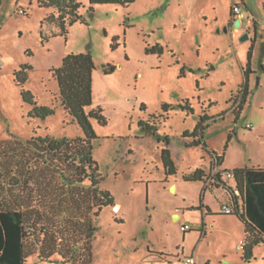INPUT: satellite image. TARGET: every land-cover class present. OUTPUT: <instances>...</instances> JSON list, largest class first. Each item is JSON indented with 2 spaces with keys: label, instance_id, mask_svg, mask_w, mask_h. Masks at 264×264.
Returning a JSON list of instances; mask_svg holds the SVG:
<instances>
[{
  "label": "rangeland",
  "instance_id": "1",
  "mask_svg": "<svg viewBox=\"0 0 264 264\" xmlns=\"http://www.w3.org/2000/svg\"><path fill=\"white\" fill-rule=\"evenodd\" d=\"M77 1L81 18L62 34L55 18L44 20L52 8L39 7L36 0H1L0 140L83 136L61 105L51 69L69 53L90 51L95 69L92 104L86 109L100 107L107 118L106 125L91 119L97 135L93 156L101 187L118 205L117 210L103 208L94 219L92 264H264V244L243 262V224L221 209L230 204L225 184L210 181L220 170L223 181L234 186L226 171L243 165L264 168V0H134L93 9L89 0ZM236 2L248 19L235 27L230 10ZM245 32L249 38L241 40ZM156 44L163 46L161 53L148 51ZM252 44L254 73L241 103L238 92ZM22 64L33 67L22 88L38 106L54 110L45 119L28 117L32 105L22 100L14 77ZM163 104L173 108L164 111ZM202 114L210 117L204 140L220 163L201 146L184 143L192 137L184 139L183 132L192 131ZM141 119L155 125L160 139L138 125ZM164 135L180 174H188V167L213 165L205 170V183L180 177L171 185L163 181V170L154 162L165 146ZM4 174L0 197L10 200L19 190L10 186L14 170ZM201 201L212 209L208 216ZM175 208L185 215V235ZM57 260L34 254L25 264Z\"/></svg>",
  "mask_w": 264,
  "mask_h": 264
},
{
  "label": "trees",
  "instance_id": "2",
  "mask_svg": "<svg viewBox=\"0 0 264 264\" xmlns=\"http://www.w3.org/2000/svg\"><path fill=\"white\" fill-rule=\"evenodd\" d=\"M36 2L39 7L52 8L44 20L55 18L62 34H66L68 26L81 18L79 9L82 4L77 0ZM132 2L134 0H89V5L93 9L96 4L127 6ZM40 35L43 37L42 30ZM252 48L253 44L243 67L244 87L238 92L241 103L247 95L249 75L254 73L251 67ZM162 50L160 44L148 49L158 53ZM32 68L30 64L20 65L14 71L15 81L21 88L22 100L32 105L28 117L45 119L54 110L38 106L32 93L22 88ZM94 69L90 51L69 53L58 67L51 69L58 85L61 105L78 123L83 136L38 135L26 141L10 136L0 140V184L4 172L9 174L14 170V174L9 175L10 186L19 190L12 192L10 200L0 197V264H25L26 259L34 254L39 259L56 256L59 259L57 264H92V239L97 230L94 219L103 208L115 204L112 193L101 187L103 177L93 156L92 141L97 135L91 119L100 125L107 124L102 108L86 109L92 104ZM169 107L173 108L170 104L162 105L164 111ZM181 108L186 109V106ZM141 109H146V106L142 104ZM209 118L207 114L200 115L194 129L185 130L183 137H192L186 145L201 146L220 163L222 158L210 151L204 140L206 120ZM138 125L160 139L153 123L141 119ZM162 139L165 146L161 149V159L165 174H176L177 168L168 147L170 138L164 135ZM231 172L235 188L224 183L220 170L214 174V179L225 184L233 205V210L224 214L236 215L243 224L242 259L247 263L253 257L254 247L264 243V168L243 165ZM206 178L202 168L183 175L185 181L205 183ZM117 221L123 222L121 219Z\"/></svg>",
  "mask_w": 264,
  "mask_h": 264
},
{
  "label": "crops",
  "instance_id": "3",
  "mask_svg": "<svg viewBox=\"0 0 264 264\" xmlns=\"http://www.w3.org/2000/svg\"><path fill=\"white\" fill-rule=\"evenodd\" d=\"M241 2H243V1H241ZM236 3H238V2H236ZM230 13H231V10H230ZM243 21L245 22V20L243 19ZM257 31V30H256ZM255 35H256V32H255V30H253V32H252V38H254L255 37ZM58 91H59V89H58ZM185 138H187V137H184V139ZM192 139V138H191ZM184 143L186 144V143H189V141H185L184 140ZM187 146V145H186ZM168 147H169V145H168ZM170 148V147H169ZM170 151H171V149H170ZM171 156H172V158H173V161H174V163H175V165H176V168L178 169V166H177V162H176V160H175V158L173 157V155H172V152H171ZM156 165H159L160 166V168L163 170V181L164 182H166V183H170V181L172 180V179H176L177 177H180V178H182L183 179V175L185 174V172H181V174L179 173V171L177 170V173L176 174H173V175H166L165 174V168H164V166H163V162H162V159H161V152H160V158H159V160H157L156 162H154ZM213 166V165H212ZM212 166L210 167H208L207 169L206 168H204V167H198V168H202V169H204V170H206L207 171V173H208V170H209V172L211 171V169H212ZM188 169V173H190V172H192V170H190L189 169V167L187 168ZM216 169V167H214L213 168V170H212V172L214 171ZM211 172V173H212ZM184 180V179H183ZM210 181H211V179H210ZM233 181V183H234V186L233 185H231V184H229L228 183V181H224V183L225 184H227V185H229V186H231L232 188H235V181L234 180H232ZM170 185H171V183H170ZM237 192V191H236ZM116 204V203H115ZM114 204V205H115ZM201 210H202V214H204L205 216H208L209 214V212H212V209H211V207L208 205V204H206L204 201H202V207H201ZM208 210V211H207ZM175 212H177V220H180L181 221V224H182V232H183V235H185V232H186V230H184L183 229V226H184V221H185V215L183 214V213H180L178 210H177V208H175V210L172 212V213H175ZM206 212H208V213H206ZM237 217V216H236ZM244 239V238H243ZM243 239H240V244H241V246H242V244H243ZM260 244H264V243H260ZM257 246V245H256ZM151 252H153V251H151ZM195 260V259H194Z\"/></svg>",
  "mask_w": 264,
  "mask_h": 264
},
{
  "label": "built area",
  "instance_id": "4",
  "mask_svg": "<svg viewBox=\"0 0 264 264\" xmlns=\"http://www.w3.org/2000/svg\"><path fill=\"white\" fill-rule=\"evenodd\" d=\"M231 13H232L235 17H237V18H242V19H247V18H248L247 15H245V14L242 13V7H241V4H240V3H235V4L232 6V8H231ZM240 21L242 22V20H240ZM226 176H227L228 178L232 177V172H231V171L226 172ZM213 179H214V178H211V181H214ZM221 209H222V211H224L225 213H228V212H231V211L233 210V205H231V204H223V205L221 206ZM187 228H188L187 225H184V226H183V229H187ZM187 259H188V261H190V262H194V261H195L193 257H190V258H187Z\"/></svg>",
  "mask_w": 264,
  "mask_h": 264
},
{
  "label": "water",
  "instance_id": "5",
  "mask_svg": "<svg viewBox=\"0 0 264 264\" xmlns=\"http://www.w3.org/2000/svg\"><path fill=\"white\" fill-rule=\"evenodd\" d=\"M233 22H234V26L236 27V26H239L241 21L240 20H233ZM225 30H227V28H225ZM248 38H249V32H245L241 36V40H246ZM175 215H176L175 217L177 218V214H175Z\"/></svg>",
  "mask_w": 264,
  "mask_h": 264
},
{
  "label": "flooded vegetation",
  "instance_id": "6",
  "mask_svg": "<svg viewBox=\"0 0 264 264\" xmlns=\"http://www.w3.org/2000/svg\"><path fill=\"white\" fill-rule=\"evenodd\" d=\"M241 4V3H240ZM243 4V3H242ZM232 14V13H231ZM232 18H233V20H243L242 18H237V17H235L233 14H232ZM248 19V18H247ZM247 19H244V20H247ZM241 23V22H240Z\"/></svg>",
  "mask_w": 264,
  "mask_h": 264
},
{
  "label": "bare ground",
  "instance_id": "7",
  "mask_svg": "<svg viewBox=\"0 0 264 264\" xmlns=\"http://www.w3.org/2000/svg\"><path fill=\"white\" fill-rule=\"evenodd\" d=\"M112 208H113L114 210H117V209H118V205L115 204V205L112 206Z\"/></svg>",
  "mask_w": 264,
  "mask_h": 264
}]
</instances>
